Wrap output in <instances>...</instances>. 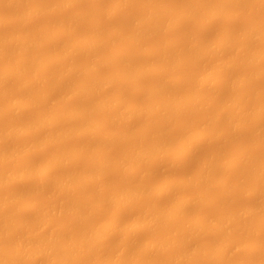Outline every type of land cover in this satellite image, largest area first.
<instances>
[{
    "label": "bare ground",
    "instance_id": "bare-ground-1",
    "mask_svg": "<svg viewBox=\"0 0 264 264\" xmlns=\"http://www.w3.org/2000/svg\"><path fill=\"white\" fill-rule=\"evenodd\" d=\"M35 1L36 3H34V0H0V9L5 10L7 8L11 11L10 15H5L8 13L7 11H5V14L0 12V29L8 25L13 27L15 24L20 23L19 25H21L24 23V27L21 26L20 30H16L17 32L5 34L0 38V60L3 61L0 64V122H5L3 127L0 126V264H111V262L113 264V261H116L115 256L118 260L116 261L117 264H120V262L123 264L122 261H124V264H246L252 260L253 256L258 257L257 264H264V232H261L264 229V224L261 230L256 226L257 218L260 217L259 214L264 215V153H259L264 148L261 146L264 143L260 144L263 140H260L261 142L257 143L259 146L251 151H246L245 148H242L245 151L242 150L241 143H238L240 148L236 147L238 146L236 143L233 153L234 155L238 154L239 163L244 165L247 171H244L245 173L243 172L242 175L237 174L238 177L233 182H231V179L229 180V176L227 178V174L230 173L231 168L236 167L238 164V161L236 162L237 157L235 160L231 159L233 162H227L226 164L220 159L216 161V157L218 154L220 156L221 152L217 153L215 157L214 151V156L210 155L212 152L209 154L210 158L213 157V159L207 160L208 162L205 160L206 163L204 162L200 166L198 173L195 172V176L192 174V179L188 173L185 174L189 176L182 173L185 177H182L181 174L180 178L177 177L175 180L176 177H173L174 180H171L172 177L168 176L170 179L166 177L167 180L158 181L161 182L159 185L155 181L156 179L152 180L151 171L141 173L142 177L140 178H143L141 179L144 182L143 184L141 182H131L127 176L132 171L135 173L138 166L144 162L146 164L150 160L154 162L160 160V158H167L170 155V150L173 149H170V147H173L175 142H181L179 157L182 155L183 160L179 159L182 163L179 162L183 164L186 155L188 158V156L190 157L195 153L197 141L200 140L205 141L204 139L210 137L225 140L226 137L232 138L240 133L236 137H241L242 133H246V130L251 129L255 131L254 134H257L259 139H264L262 138L264 137V86H259L257 81L260 80L258 79L259 76L264 75V69H262V67L264 68L262 63L264 61V47L258 49L259 41H262V39L264 41V19L244 24V28L241 26L243 29L233 27L232 29L231 26L222 27L224 29L220 34H216L218 37L216 36L215 39L212 37V40L207 35V32H210L207 30L211 25L221 18L232 17V15H235L233 12L245 8L246 0H187L184 3V5L187 4L186 6L182 4L184 1L181 3L174 1V6H172V3H170L171 5L166 4L168 6L163 5L164 7L160 5L156 7L155 5L154 8L141 9L142 11L139 12H144V14L140 13L141 16L139 13L136 14L137 16L133 17L134 19L137 18L135 21L133 18L130 20V18L129 21L131 22L129 23L131 24L128 23L129 25L127 24L128 21L125 25L123 22H119L117 17V23L121 27L116 25L117 28L111 29L109 28L113 25L112 20H110L112 25L109 26L107 23L109 20H106V22L104 16L107 19L127 12L126 7H128L127 5L131 0H114L115 2L111 3L110 8V4L106 8L104 7L106 13L101 14L102 16L100 12H95V10L101 9V0H93L95 1L93 5H90L92 4L90 0V2L86 0H45L44 3L42 0L40 2ZM85 1L86 7H84ZM249 2L250 0H247L248 5ZM263 4L264 0H255V8H259ZM77 5L83 7L76 10L75 15L74 12L72 13L71 8ZM92 6L97 9L94 10ZM231 10L234 11L231 12ZM129 12L131 13V11H128V14H130ZM47 13H65L64 21L58 19L56 23L54 22L55 18L50 21L51 23L44 22L46 25H42L43 28L39 26L38 31L32 29L30 21L36 20L40 15ZM96 13L99 14L98 20H95L97 15L93 17V14ZM68 14L71 17H67ZM202 16L207 19V22L205 25L198 27V31L202 33L197 31L198 36H195L199 39L193 35L194 38L190 44L182 42L183 45H181V41H178V39H175L176 42L175 40L168 41V44L173 46L166 44L169 48L185 45L183 51H173V48H168V51L163 52V49L162 51L157 49V51L154 47V50L149 48L151 51L147 49V52L144 49L147 46L146 44L145 47L143 46L144 42L150 41L152 39L150 35L152 34L153 37L156 30L159 31H156V34L163 31L174 32L179 29L182 23L192 22L191 20L195 18L197 20ZM114 17H112L113 20ZM91 18L94 19L90 21ZM87 19H89L90 24ZM84 20L91 29L88 28L89 32L86 30L85 33L88 32L87 34L74 35L75 33H73L71 27L76 26L77 28V25L83 23ZM103 20L106 22L104 26ZM121 23L124 25L123 27ZM101 27H104V30ZM127 27L130 33H127ZM31 30H36L37 33L32 34ZM234 30L241 31L236 32ZM204 32L207 35V37H204L211 38V40L202 37L205 34ZM209 34L211 35V33ZM61 35L66 38V41L65 39L62 40L63 43L58 39V36L61 37ZM103 35L105 37L108 35V38L103 37ZM118 39L128 46L124 43L123 46L125 47L122 48L121 43L119 44L121 41H117L115 43L117 46L114 45V47L118 49L119 44L121 50L115 48L112 50V44ZM46 42H50V45L48 46ZM74 42L77 43L75 46L79 44L77 49L72 45ZM42 44H44L43 47H41ZM235 45L238 46L237 57L234 56L233 61L227 59L228 62H226L225 53L232 51ZM255 45H257V48ZM163 46L165 45L163 44ZM39 47H41V50ZM33 48L37 51H33ZM51 48H53V51L50 50ZM107 48H111L112 55L110 52H108L110 55L107 53ZM83 54H86L87 57ZM222 54L223 56H221ZM76 55H83L86 58L84 59L86 64H84L85 62L82 64L83 61H81L80 64L78 62L76 65L77 62L73 59V57H77ZM141 56H144V58L147 56L148 58L145 61L142 60ZM207 57H211L214 63L211 67L209 66L208 70L205 69V72L201 71L198 74L200 71H197L196 74L198 75L196 76L194 75L195 72H192L191 76L192 74L195 76H192L193 78L189 75V71L185 73V77L189 75L190 78H181L184 77V73L182 75L176 74L177 78L176 75H172L171 70H173V67L176 69L184 63L185 59V62L191 60L199 63ZM87 59H89L88 62ZM138 59L143 62L140 63ZM260 59H262V62H259ZM73 60L74 62H71ZM47 63H54V67L47 66ZM241 65L249 66V68ZM239 66L242 67V70ZM232 67L240 69L236 75H233L234 70ZM57 69H60L61 72L60 70L57 72ZM165 69L168 70L165 71ZM231 71L233 74H231ZM149 75H153L156 82L153 81L154 83H150V86L139 85L140 80ZM256 75L257 77H255ZM161 78L165 79V83H162ZM179 78L182 80L180 81ZM10 79L14 81V90L16 86L18 89L16 91L12 89L11 94L8 93L9 90L4 85ZM133 83L138 88L133 87ZM178 86L181 90L176 91L175 89H178ZM3 87H6L7 93H5L6 90L4 91ZM113 87L117 90V93L113 91ZM225 88H231L232 91ZM109 89L112 91H105ZM204 89L211 90V92L208 91V93ZM257 89L259 90L258 93H256ZM123 90L125 92L127 90V94ZM129 90L134 94L129 95ZM246 93L252 98L247 97ZM259 93L262 95L261 98L258 97L260 100L256 98ZM251 94L256 95L252 96ZM57 95L61 97L59 101H62V103L58 100L57 103H54L51 99L50 104L54 103V106L49 104L50 107L48 108L49 102L47 103V101ZM134 95L138 97V99L136 97L137 102L133 97ZM132 97L135 101L129 100ZM254 97L256 98L255 102ZM59 103L61 104L59 105ZM205 105H211L212 108L210 106V109L215 110L210 113V110L206 112L205 108L209 106ZM43 107L45 110L50 109V111H44ZM21 111H27L29 117H23L24 119L18 117L21 116L19 114ZM185 112L191 113L189 118H201L199 119L201 121L198 120L200 124L196 120L194 121V118L193 121L190 119L186 120L185 124H180V116ZM246 112L254 114L253 118H255L256 125H254L253 120L250 121L251 118L248 119L249 114ZM193 114H196L197 117ZM245 115L248 117L246 118ZM140 117H143V120ZM137 119L142 121L143 124L140 123L142 128L137 124ZM202 119L206 123L202 122ZM116 124L122 126L119 127ZM193 124H195V127ZM114 127L117 128V131L114 130ZM166 127L167 129H165ZM170 128L175 129H172L176 134L175 139L168 134L169 132L172 134ZM179 128L181 130L183 128V130L181 131ZM77 138L84 140L79 141L81 143L77 141L72 145L67 144ZM137 141L141 142L138 143ZM119 142L125 144L124 149L122 148L123 152L113 150ZM111 145L114 148L110 147ZM110 149L114 153L109 151ZM39 150L41 151L39 152ZM35 151L38 153H42V151L51 152V154L54 151V153L46 159H40L41 161L36 162L37 160H33ZM242 152L250 153L245 155ZM242 155L245 157L246 165L240 161L244 158ZM154 158L157 160H154ZM246 158H251V160ZM60 167L64 171L58 169ZM180 168L182 167L180 166ZM54 169L58 170L59 173ZM222 170L224 173L226 171L225 175L223 172V174H218L219 176L215 174L217 171ZM115 171L121 174L122 179L116 185H113L110 184L111 181H107V177ZM123 177H126L125 180ZM186 177L190 178L187 179ZM248 180H251V183L249 182V190L246 193L248 192L247 195L256 197V200H259L257 204L251 206L250 203L251 205L246 207L232 208L226 205L227 202H225L228 208L224 206V199L225 201L231 199V202H233L232 199L236 197L234 187L239 185V187H244ZM199 181L208 185L204 187L205 183L202 184ZM153 182L156 183L153 184ZM196 182L200 183L202 187H199L200 184L197 183L198 187L195 189L194 186H197V184L194 183ZM22 183L23 185L24 183L31 185H26L27 187L18 190L17 185ZM187 183H189L188 186L192 184L194 186H191L193 192L191 190L190 192L186 185L187 188L184 190V192L188 191L186 194L183 193L184 188L180 187H185ZM92 184L95 190L91 187L94 192L88 194L87 188L91 190L89 185ZM156 184L159 187L154 190ZM32 185L33 187L28 188ZM45 188L51 191L49 195L51 197L47 196L46 199L49 200H44L46 202L38 201L41 193L38 194L39 191H49ZM177 188H180L179 191L176 190ZM202 188L204 191H202ZM214 189L221 191L220 198L222 201L218 198L221 202L217 200H215L216 202L214 200L208 201V199H213L210 198L212 196L210 192ZM174 190L178 192L176 199L170 200L169 204H167L168 201L157 203L158 200L156 199L160 195L161 197L165 194L168 195ZM195 190H198V193H194ZM192 193L194 195H191ZM206 194L209 198L206 197ZM30 195L33 198L32 201L30 198V204H27L26 208L34 213L31 214L34 215L31 220L27 215V218L22 216L24 210L21 212V207L24 206L23 203L27 202ZM41 195L43 194L41 193ZM205 205L213 208H224L225 211L206 215L203 211ZM111 207L115 209L113 211L114 215L107 211ZM137 207H141V209L136 210L135 215L132 214V218H124V212L126 213V211L128 212ZM189 208L190 211H192V208L193 211L197 210L198 212L202 208V211L198 214H195V211V215L186 216V211ZM67 213L69 215L67 225H55ZM100 213L104 214L101 215ZM216 215L219 216L218 219ZM97 216L101 220L103 216L107 217L108 222L105 224L103 222L102 224L99 223L100 219ZM19 217L21 220H19ZM110 217L111 219H109ZM174 223L177 226L173 225ZM26 226L29 229L32 227L33 230L23 232L22 229L27 228ZM144 231L149 234L147 236L148 241H143L140 237V234H143ZM24 233L25 236L22 235ZM248 237H252L253 244H250ZM203 238L204 241H202ZM246 239L250 242H247L248 245ZM7 244L9 247H6ZM140 248L143 249L142 252H139ZM176 248H178V251L174 254ZM238 248H242L245 251L244 254L247 253L246 260L245 255L243 256L245 262L238 261L240 258L237 260L238 262L230 263L229 261L233 260L232 251L234 249L238 250ZM110 253L114 254V256L112 255L113 258ZM148 256L149 260L155 256V260L145 261ZM230 257L231 259H229ZM254 264H256V261Z\"/></svg>",
    "mask_w": 264,
    "mask_h": 264
},
{
    "label": "rangeland",
    "instance_id": "rangeland-1",
    "mask_svg": "<svg viewBox=\"0 0 264 264\" xmlns=\"http://www.w3.org/2000/svg\"><path fill=\"white\" fill-rule=\"evenodd\" d=\"M2 1H4V0H2ZM39 2L41 1V0H38ZM48 1H51V0H48ZM47 1V2H48ZM86 1H89V0H86ZM86 1H85V5H84V7H86L87 6V4H86ZM90 1H92V2H90ZM89 2L90 3H92V4H90L89 2H88V4H90V5H93V3L95 2V1H93V0H90ZM100 1V0H99ZM116 1V0H115ZM114 0H101V9L98 11V10H95V9H97V8H94L93 6V8H94V10H95V12L97 11V13L98 12H100V15L102 14H105L106 13V7L109 5V8H110V6H111V3H113V2H115ZM147 1V2H146ZM174 1H178V2H182V1H184L182 4L184 5V3H185V1L187 2V0H131V1H129L128 3H129V5H127L128 7H126V5H125V7H126V10H127V12L125 11V12H123V13H120L119 15H116V17H114V16H111V17H108V18H110V19H105L106 17L104 16V20L106 21V20H109V22H107L108 24H109V26H111L112 24V27H108L109 29H111V28H117L116 27V25H118V23H117V21H118V19H119V22H123V24L125 25V23L127 22V24L129 23V22H131V21H129V19L130 20H132V18L135 16H137L138 15V13H139V15H140V13L142 14H144V12H139L141 9L142 10H144V8H147V7H155V5H156V7L158 6V5H160V6H165L166 4H170V3H172V6H174V4H173V2ZM249 1V0H248ZM39 2H37V3H39ZM42 2L44 3V2H46L45 0H42ZM84 2V1H83ZM136 2V3H135ZM151 2V3H150ZM246 2V6H245V8L243 7L241 10H238V12L236 11V12H233L234 10H231V12H233L235 15H232V17H228V18H221L220 20H217V21H215L212 25H211V27L207 30V31H210V32H207L208 34L207 35H209L208 37H214V39H215V37L217 36L216 34H220V32L225 28V27H229V26H231V28L233 27V28H235V29H237V28H240V29H243L244 28V24H249V22H252V21H255V22H257V20H263L264 19V13H263V11H264V4L263 5H261L259 8H255V0H250V2H249V5L247 4V0L245 1ZM34 3H36V1L34 0ZM78 4L80 3V2H77ZM81 3H82V1H81ZM100 3V2H99ZM140 3V4H139ZM150 3V4H149ZM134 4V5H133ZM178 4V3H177ZM245 4V3H244ZM98 5V4H97ZM96 5V7H98ZM105 5V6H104ZM168 5H166V6H168ZM171 5V4H170ZM180 6H181V4H179ZM187 4H185L184 6H186ZM133 6V7H132ZM163 6V7H164ZM248 6V7H247ZM70 7H72V6H70ZM69 7V8H70ZM75 7V8H74ZM74 7H72L71 9V11H72V13L74 12V14L76 15V13H75V11L76 10H80V8H82L83 6H74ZM91 7V6H90ZM105 7V8H104ZM176 7V6H175ZM179 7V6H178ZM177 7V8H178ZM3 8V7H2ZM4 8H6V6H4ZM99 8V7H98ZM180 8V7H179ZM255 8V9H254ZM87 9H89V7H87ZM92 8H90V10H91ZM150 9H152V8H150ZM105 10V11H104ZM141 10V11H142ZM147 10V9H146ZM5 11H7L6 13L7 14H5ZM92 11V10H91ZM103 11V12H102ZM128 11H131V13L130 14H128ZM0 12L1 13H3V14H5V15H10V13H11V11H9V9L7 10V8L4 10H2V9H0ZM66 12H68V11H66ZM69 12H70V9H69ZM93 13H94V11H92ZM108 12V11H107ZM247 12H249V13H247ZM251 12V13H250ZM78 13V12H77ZM93 14V17L94 16H96L95 17V20H98L97 18H99V14ZM257 13H258V15H257ZM128 14V15H127ZM137 14V15H136ZM242 14V15H241ZM44 15V16H43ZM49 15V16H48ZM101 15V16H102ZM61 16V17H60ZM65 16V13H57V14H42V15H40L39 17H37L36 18V20L34 19L33 21H30L31 22V24H30V26H32L31 28L32 29H36L37 31L39 30L38 28H39V26L40 27H44L46 24L45 23H47V22H50V21H52V20H54L55 18V20H54V22H56V20L58 21V19L60 20V19H63V17ZM67 17H71V15H66ZM127 16V17H126ZM141 16V15H140ZM143 16V15H142ZM48 17V19L46 20V18ZM51 17V18H50ZM67 17H65V18H67ZM112 17H114L115 19L113 20V18ZM118 17V19H116ZM237 17V18H236ZM247 17V18H246ZM141 18V17H140ZM244 18V19H243ZM92 19H94V18H91L90 19V21L92 20ZM102 19V18H101ZM128 19V20H127ZM134 19V18H133ZM137 19V18H136ZM136 19H134V21L136 20ZM203 19H205L203 16L200 18L199 17V19L197 18V20H196V18L195 19H193V20H191L192 22H184V23H182V25H180V27H179V29H177V30H175L174 32L173 31H163V32H161V33H158V34H156L155 32L157 31H153L154 33H153V37H152V34L150 35L151 36V38L152 39H150V41L147 43H145L144 42V44H143V46L145 47V44L147 45L144 49L148 52V50L149 51H151L150 49H152V50H154V47H155V49L157 50H160L161 49V51H162V49L164 50L163 52H165V51H168V48H169V46H167L166 44H168V41H174L175 39H178V41H181V45H183V43L182 42H184L185 44H186V42L188 43V44H190V43H192V40H193V38L194 37H196L195 35H197L198 36V33H197V31H198V27H201V26H203V25H205L206 24V22H207V19H205V20H203ZM86 20V19H85ZM85 20L83 21V23H79V25H77V28H76V26L73 28V27H71L72 29V31H73V33H75L74 35H81V34H84L85 32H86V30L89 32V30H88V28H90V26H89V24H90V22H89V19H87V21L89 22V24L87 23L86 24V22H85ZM103 20V21H104ZM110 20H112V24L110 23ZM122 20V21H121ZM42 21H43V23H42ZM62 21H64V19L62 20ZM104 21V24H103V26L105 25V22ZM114 21V22H113ZM202 21V22H201ZM19 22H24V21H19ZM45 22V23H44ZM60 22V21H59ZM58 22V23H59ZM102 22V21H101ZM235 22V23H234ZM51 23V22H50ZM57 23V22H56ZM61 23V22H60ZM63 23V22H62ZM196 23V24H195ZM216 23H219V24H216ZM20 24V23H19ZM19 24H15V26H10V25H8V26H6V27H3L2 29H0V38H2V36L3 35H5V34H9V33H14V32H17L18 30H20V28H21V26H23L24 27V23L23 24H21V25H19ZM78 24V23H77ZM122 24V23H121ZM122 24V27L124 26ZM126 24V26H128L129 24H131V23H129L128 25ZM242 24V25H241ZM42 25H44V26H42ZM48 25V24H47ZM84 25V26H83ZM188 25V26H187ZM194 25V26H193ZM244 25V26H243ZM19 26V27H18ZM86 26V27H85ZM107 26V25H106ZM120 25H118V27H119ZM186 26V27H185ZM241 26L243 27V28H241ZM248 26V25H247ZM9 27H11V28H9ZM23 27H22V29H23ZM85 27V28H84ZM121 27V26H120ZM129 27H131V26H129ZM222 27H224V28H222ZM16 28V29H15ZM102 29L104 28V27H101ZM108 28H105L106 30L108 29ZM189 28V29H188ZM214 28V29H213ZM232 28V29H233ZM21 29V30H22ZM79 29V30H78ZM85 29V30H84ZM91 29V28H90ZM102 29H101V31H102ZM108 29V30H109ZM127 29V31H128V27L126 28ZM125 29V30H126ZM131 30H132V28H130ZM199 29H201V28H199ZM221 29V30H220ZM17 30V31H16ZM36 30L34 31H32V34H34L35 32H36ZM104 30V29H103ZM105 30V31H106ZM203 30V29H202ZM82 31V32H81ZM105 31H103V32H105ZM191 31V32H190ZM234 31H236V30H234ZM238 31H241V30H238ZM238 31H236V32H238ZM20 32H22V31H20ZM87 32V33H88ZM102 32V33H103ZM157 32H159V31H157ZM198 32H200V33H202L201 31H198ZM2 33V34H1ZM19 33V32H18ZM17 33V34H18ZM37 33V32H36ZM87 33H85V34H87ZM106 33H108L107 31H106ZM127 33H130L129 31L127 32ZM168 33V34H167ZM190 33V35H188ZM197 33V34H196ZM199 33V34H200ZM205 33V32H204ZM209 33H211V35L209 34ZM215 33V34H214ZM12 34H10V35H12ZM20 34V33H19ZM104 35H106L105 33H104ZM103 35V37H105ZM157 35V36H156ZM167 35V36H166ZM177 35V36H176ZM179 35V36H178ZM193 35H194V37H193ZM202 35V34H201ZM200 35V36H201ZM207 35H206V33L202 36L204 39H207V38H205V37H207ZM108 36V35H107ZM106 36V37H107ZM166 36V37H165ZM205 36V37H204ZM59 37V38H58ZM57 38L58 39H60L59 41L61 42L62 40H64L65 39V41H66V38L65 37H63L62 35H61V37L60 36H58ZM105 37V38H106ZM218 37V36H217ZM108 38V37H107ZM157 38V39H156ZM182 38V39H181ZM197 39H199L198 37H196ZM211 38L209 39V40H211ZM207 39V40H208ZM57 40V39H56ZM154 40V41H153ZM196 40V39H195ZM212 40H213V38H212ZM58 41V40H57ZM119 42V41H121V42H119V44L121 43V47L123 48V47H125V46H123V44L125 43H123L122 42V40H120V39H118V40H116L113 44H112V50H114V45H115V43L116 42ZM64 41H62V43H63ZM162 42V43H161ZM175 42H176V40H175ZM260 43H259V48L258 49H262L263 47H264V41H263V39H262V41H259ZM48 43V46L50 45V42H46V44ZM45 44V45H46ZM119 44H118V49H119ZM163 44L165 45V46H163ZM180 44H178L179 46H180ZM187 44V45H188ZM256 44V43H255ZM43 45L44 44H42V46L41 47H43ZM76 49H77V47L79 46V44H78V46H75V45H77V43L76 42H74V44H72ZM125 45H127L126 43H125ZM168 45H171V44H168ZM262 45V46H261ZM115 46H117V44L115 45ZM128 46V45H127ZM153 46V47H152ZM160 48H159V47ZM171 46H173V45H171ZM256 46V48H257V45H255ZM41 47H39L40 48V50H41ZM108 48L110 47V46H107ZM152 47V48H151ZM176 47V46H175ZM183 47H185V45L183 46ZM183 47H176V48H174V47H170L169 49H172L173 51L174 50H176V51H183L184 49H183ZM237 47L238 46H236L235 45V47H233L231 50L232 51H228L229 53H225V56H224V58H226L225 59V61L227 60V59H229V61H231V59H232V61H233V58H234V56L235 57H237L236 55H237V52H238V50H237ZM260 47H262V48H260ZM35 48H37V47H35ZM105 48V47H104ZM106 49L107 50V53L108 52H112V50H111V48L110 49ZM150 48V49H149ZM115 49H117V48H115ZM117 49V50H118ZM148 49V50H147ZM179 49H181V50H179ZM33 51H37V50H34V48L32 49ZM42 50H45V49H42ZM51 51H53V48H51L50 49ZM50 50H48V51H50ZM103 50V49H102ZM110 50V51H109ZM119 50H121V49H119ZM155 50V51H156ZM157 50V51H158ZM172 50H169V51H172ZM38 51H39V49H38ZM116 51V50H115ZM103 52V51H102ZM114 52V51H113ZM224 52H226V51H224ZM224 52H222L223 54H224ZM33 53H35V52H33ZM116 53V52H115ZM235 53V54H234ZM104 54V53H103ZM109 54V53H108ZM107 54V55H108ZM223 54L221 55V56H223ZM84 55V54H83ZM83 55H79V56H77V57H73V59L75 60V62H77V63H75L76 65L78 64V62H79V64H80V62L81 61H83L82 62V64L85 62L84 61V59H86L85 57H83ZM110 55V54H109ZM111 55H112V53H111ZM84 56H86V54L84 55ZM228 56V57H227ZM231 56V57H230ZM78 57H80V58H78ZM87 57V56H86ZM90 56L88 55V58H89ZM142 57V56H141ZM144 58V56L142 57V60H147V56H145V58ZM209 58V59H208ZM79 59V60H78ZM91 59V58H90ZM141 59V58H140ZM190 59V58H189ZM72 60V59H71ZM74 60L73 61H71V62H74ZM88 60L89 59H87L86 61L88 62ZM141 60V62L139 61V59H138V61L140 62V63H142L143 61ZM186 60V59H185ZM185 60H184V63H182V64H180V66H178V67H176V69H174V67H173V70H171L172 71V75L174 74V75H178V74H183L184 75V77H181V78H190V76H191V73L192 72H195V76L196 75H198V74H200L201 73V71H204L205 69L206 70H208L210 67H211V65H212V63H214L213 62V59L211 58V57H207V58H204L202 61L201 60H199V61H201V62H192L191 60H188V61H191V62H188V61H186L185 62ZM119 61V60H118ZM144 61V62H145ZM210 61V62H209ZM2 60H0V64H2ZM226 62H228V61H226ZM259 62H262V59H260V61ZM209 63V64H208ZM258 63V62H257ZM256 63V64H257ZM263 64H264V61L262 62ZM48 64V63H47ZM81 64V65H82ZM84 64H86V62L84 63ZM258 64H260V63H258ZM258 64H257V66H258ZM54 65V63L53 64H48L47 66H52V67H54L53 66ZM192 66V67H191ZM210 66V67H209ZM242 67H244L245 65H241ZM241 66H239V68H241V70H242V67ZM260 66H262V65H260ZM264 66V65H263ZM187 67V68H186ZM205 67V68H204ZM246 68H249V66L247 67V66H245ZM250 67H253V66H250ZM55 68H57L56 66H55ZM103 68V67H102ZM105 68H107V67H105ZM109 68V67H108ZM172 68V67H171ZM197 68V69H196ZM239 68H237L236 67V69H235V67H232V69L234 70L233 71V73H232V71H231V74H233V75H236V73H238V70H240ZM255 68V67H254ZM202 69V70H201ZM225 69V68H224ZM223 69V70H224ZM229 70L231 69V68H228ZM243 69H245V68H243ZM256 69H258L257 67H256ZM260 69H261V67H260ZM262 69H264L263 67H262ZM58 70V71H57ZM56 71L57 72H59V70L60 69H57ZM101 70H103V69H101ZM106 70V69H105ZM168 69H165V71H167ZM169 70V71H170ZM182 70V71H181ZM223 70H222V72H223ZM170 71V72H171ZM188 71H189V77L186 75V77H185V73H188ZM199 72L198 74H196V72ZM226 71H228V70H226ZM246 71V70H245ZM248 71V70H247ZM60 72H61V70H60ZM179 72V73H178ZM205 72V71H204ZM101 73H103V72H101ZM106 73V72H105ZM104 73V74H105ZM225 73H227V72H225ZM228 73H230V72H228ZM60 74V73H59ZM171 75V76H172ZM177 75H176V78H177ZM192 76H193V74H192ZM191 76V77H192ZM195 76H193V77H195ZM153 75H149V76H145L142 80L144 81H142V80H140L141 81V83H139V85L140 84H142V85H146V86H150V83H152L153 81L154 82H156V78L154 77ZM192 77V78H193ZM255 77H257V75L255 76ZM259 77H261V78H259ZM258 77V79H260V80H257L258 81V85L259 86H264V75L262 74V76H259ZM173 78H175V77H173ZM172 78V79H173ZM181 78H179L180 79V81L182 80ZM263 78V79H262ZM162 80H163V78H161ZM160 79V80H161ZM168 80H170V79H168ZM177 80V79H176ZM256 80V79H255ZM146 81V82H145ZM165 81V79L163 80V82L162 83H165L164 82ZM171 81V80H170ZM177 81H179V80H177ZM256 81V82H257ZM135 82V81H134ZM138 82V81H137ZM153 82V83H154ZM166 82H167V80H166ZM169 82V81H168ZM172 82V81H171ZM136 83V82H135ZM254 83H255V81H254ZM134 84V83H133ZM149 84V85H148ZM167 84V83H166ZM169 84H170V82H169ZM172 84V83H171ZM257 84V83H256ZM4 85L7 87H3L4 88V91L7 89V90H9V92L8 93H10L11 94V92L10 91H13L14 90V81L12 80V79H10L9 80V82H5L4 83ZM3 85V86H4ZM141 85V86H142ZM141 86H139V87H141ZM133 87H136L135 86V84H134V86ZM179 87V86H178ZM6 88V89H5ZM114 88V87H113ZM112 88V89H113ZM136 88H138V87H136ZM136 88H134V89H136ZM258 88V87H257ZM13 89V90H12ZM16 89H17V86H16ZM16 89L14 90V91H16ZM131 89V88H130ZM134 89H132V90H134ZM175 89V88H174ZM179 89H180V87L178 88V89H175L176 91H179ZM208 89H211V88H208ZM208 89H204L205 91H210L211 92V90H208ZM226 90H231V88H225ZM259 90H261L262 91V89H260V88H258ZM257 89V92L256 93H258L259 92V90ZM7 90L5 91V93H7ZM18 90V89H17ZM111 89H109V90H105V91H110ZM127 90H128V87H127ZM126 90V92L123 90V92H125L126 94H127V91ZM181 90V89H180ZM112 91V90H111ZM113 91H116L115 93H117V90L114 88V90ZM222 91H224V89H222ZM232 91V90H231ZM129 92H130V90H129ZM225 92H227V91H225ZM224 92V93H225ZM253 92V91H252ZM12 93H14V92H12ZM109 93V92H108ZM112 93V92H111ZM131 93H133V92H130L129 93V95L131 94ZM209 93V92H208ZM223 93V95L224 96H226L225 94ZM227 93H232V92H227ZM248 93V92H247ZM247 93H246V95H247ZM254 93V92H253ZM15 94V93H14ZM106 94H107V92H106ZM114 94V93H113ZM112 94V95H113ZM134 94V93H133ZM229 94V95H230ZM259 94H260V96H259ZM257 96H256V98H258V97H260L261 98V93H259ZM7 96H8V94H6ZM110 95V94H109ZM252 95V94H251ZM253 95H256V94H253ZM252 95V96H253ZM10 96V95H9ZM12 96V95H11ZM227 96H228V94H227ZM244 96H245V92H244ZM249 95H247V97H248ZM133 97H135V95L133 96ZM132 97V99L131 98H129V100H134V98ZM137 97V96H136ZM136 97H135V100H136ZM249 97H251V96H249ZM59 98L61 99V97H59V95H57V96H54V98H50L48 101H47V103H48V105L50 104V102H51V99H52V102L54 101V103L56 102H58L59 101ZM252 98V97H251ZM256 98L254 97V102L256 101ZM260 98H258L259 100H260ZM137 99H138V97H137ZM58 100V101H57ZM134 100V101H135ZM144 101H146V100H144ZM59 102H61L62 103V101H59ZM131 102H133V101H131ZM136 102H137V100H136ZM54 103H51L53 106H54ZM61 103H59V105L61 104ZM46 104V103H45ZM50 104V105H51ZM41 106H42V103L40 104ZM47 105V104H46ZM47 105V106H48ZM50 105L48 106V108L50 107ZM58 105V104H57ZM43 106H45L44 104H43ZM205 106H209V105H205ZM204 106V107H205ZM211 106V105H210ZM210 106L207 108H205V111L206 112H208L209 110V113L211 112V111H214L215 109H213V110H211L210 109ZM41 108V107H40ZM48 108L45 110L44 109V107H43V109H44V111H50V109L48 110ZM211 108H212V106H211ZM54 109V108H53ZM42 110V109H41ZM55 111V110H54ZM27 112V111H26ZM25 111H21L19 114L21 115V116H18V117H29L28 115V113H26ZM252 112V111H251ZM250 112V114H249V112H246V113H248L247 115L249 116V118L248 119H250V121L251 120H253V123H254V125H256L255 123L256 122H254V119L255 118H253V115L254 114H252ZM254 112V111H253ZM24 113V114H23ZM184 114V115H183ZM191 114V113H190ZM189 114V112H185V113H182L181 114V116H180V124H185L184 122L186 121V120H190V119H192V121H193V118L191 117V118H189V116H191ZM23 115V116H22ZM193 115H195L196 116V114H193ZM192 115V116H193ZM247 115H245L246 116V118L248 117ZM31 116H34V115H31ZM30 116V117H31ZM154 116V115H153ZM197 117V116H196ZM22 118H20V119H22ZM33 119H34V117H32ZM141 118V120H143V117H140ZM155 118H156V116L154 117V120H155ZM183 118V119H182ZM188 118V119H187ZM253 118V119H252ZM24 119V118H23ZM22 119V120H23ZM28 119V118H27ZM199 119H201V118H194V121L196 120L197 122H199V121H201V120H199ZM204 119V118H203ZM202 119V122H204L205 120H203ZM247 119V120H248ZM30 120H32V119H30ZM138 120H140V119H137L136 120V122H137V124H139L140 125V123L142 122V121H138ZM199 120V121H198ZM208 120V119H207ZM256 121V120H255ZM264 121V120H263ZM220 122H221V120H220ZM252 122V121H251ZM250 122V123H251ZM3 123V124H2ZM7 123V122H6ZM193 123H196V122H193ZM204 123H206V122H204ZM209 123V122H208ZM263 123V122H262ZM5 124V122L4 121H1L0 122V126H2L3 127V125ZM135 124V123H134ZM143 123H141V125H142ZM180 124H179V126H180ZM199 124H200V122H199ZM264 124V123H263ZM116 125H119V124H116ZM116 125H114V126H116ZM121 125V124H120ZM120 125H119V127H120ZM141 125H140V127H141ZM195 124H193V126H194ZM253 125V124H252ZM6 126V125H5ZM122 126V125H121ZM197 126H199L198 124H197ZM209 126V125H208ZM210 126H211V124H210ZM111 127H113V126H111ZM110 127V128H111ZM136 128L138 127V126H135ZM140 127H138V128H140ZM175 127H177V126H175ZM183 127V126H182ZM195 127V126H194ZM116 127H114V130H116L117 131V128L115 129ZM142 128V127H141ZM0 129H1V127H0ZM108 129H109V127H108ZM165 129H167V127L165 128ZM171 129V128H170ZM172 129H174V128H172ZM171 129V131H172V134L169 132H167L169 135H172V138L173 139H175L174 137H176V134H175V131L173 132V130ZM176 129H178V128H176ZM180 130H181V128H179ZM195 129V128H194ZM111 130V129H110ZM119 130V129H118ZM175 130V129H174ZM182 130H183V128H182ZM181 130V131H182ZM112 131V130H111ZM120 131V130H119ZM179 131V130H178ZM248 131V132H247ZM244 132V131H243ZM177 133V132H176ZM255 133V131L254 130H246V133L244 132V133H242V135H241V137H236V136H239L240 134H238V135H236V136H233L232 138H229V137H226V139L227 138H229V139H225V140H219V139H216V138H207V139H204L205 141H203V140H200V141H197V144H196V149L197 150H195V153H193L192 154V156H188V158H187V155L185 156V154H183L185 157H186V159H185V157H184V162H183V164H181L182 163V161H180L181 159H182V155L179 157V150H180V145H181V142H179V143H177V142H175V145L173 146V147H170V149H172V150H170V155L169 156H167V158L165 157V158H163V159H161L160 158V160L158 159V161H152L151 162V160L149 161V162H146V164H145V162L144 163H142L140 166H138V169H136L137 171L135 172V173H133L134 171H132L129 175H127L128 176V180H130L131 182H141L142 184L144 183V182H142L141 181V179H143V178H140V177H142V174L141 173H145V172H148V171H151L150 172V174H152L153 175V178H152V180L153 179H156L155 181L156 182H158V181H164V180H167L166 179V177H168V176H170V177H172L171 178V180L173 179V177L175 178V180L177 179V177H181L180 175L182 174V173H188L189 175H191V179H192V177H193V175L192 174H194V176H195V172L196 173H198L197 171L201 168L200 166H202V164H204V162L206 163V161L208 160H211V158L213 159V157H211L210 158V155L211 156H214V152H215V157H216V154L217 153H220L221 152V155L219 156V154H218V156H219V158H218V156L216 157V161H217V159L219 160H221V161H224V162H226V164H227V162H233V160H235V158L237 157V160H236V162L238 161V164H240L239 163V159H238V154L235 156L234 155V151H233V149H235L236 147H239V144L238 143H241L242 145H241V149L242 148H245V150L246 151H251L253 148L255 149L257 146H259L258 144H259V141L260 140H263L260 144H262V143H264V139H259V136L257 135V134H254ZM181 134V133H180ZM244 134V135H243ZM234 137H236L235 139H234ZM75 138V137H74ZM262 138H264V137H262ZM177 139V138H176ZM237 139H238V141H237ZM70 140V139H69ZM81 140H84V139H75V140H71V141H67L68 143L67 144H73V143H76L77 141L79 142V141H81ZM178 140V139H177ZM208 140H209V142H208ZM212 141V142H211ZM251 141V142H250ZM254 141V142H253ZM258 141V142H257ZM138 142V141H137ZM137 142H136V144H137ZM139 142H141V141H139ZM138 142V143H139ZM227 144H226V143ZM10 143V142H9ZM12 143V142H11ZM79 143H81V142H79ZM201 143V144H200ZM224 143H225V145H224ZM236 143H237V145L238 146H236ZM251 143V144H250ZM258 143V144H257ZM118 145H116L115 146V148L111 145L110 147H112V148H114L113 150H117V151H122V148L124 149V147H125V144L123 145L122 144V142H121V144H120V142L119 143H117ZM141 144V143H140ZM174 144V143H173ZM229 144V145H228ZM177 145V146H176ZM214 145V146H213ZM217 145V146H216ZM255 145V146H254ZM120 148H119V147ZM212 146V147H211ZM236 146V147H235ZM244 146V147H243ZM262 147H264V144H262L261 145ZM205 147V148H204ZM261 147V148H262ZM240 148V147H239ZM263 149V151H261V152H259L260 154L261 153H264V148H262ZM43 150V149H42ZM112 149H110L109 151H113ZM178 150V151H177ZM229 150V151H228ZM242 150H244V149H242ZM241 150V151H242ZM244 150V151H245ZM37 151V150H36ZM35 151V152H36ZM41 150H39V152H40ZM46 151V150H45ZM52 151V150H51ZM171 151H172V153H171ZM214 151V152H213ZM223 151V152H222ZM116 152V151H115ZM123 152V151H122ZM197 152V153H196ZM212 152V153H211ZM228 152V153H227ZM37 153V154H36ZM35 153V155H33V160H37L36 162H38L40 159H43L44 160V158L46 159L48 156H51V155H53V153H54V151H53V153L51 154V152H43L42 151V153H38V152H36ZM113 153H114V151H113ZM211 153V154H210ZM243 153V152H242ZM245 153V155H247L248 153H250V152H244ZM243 153V154H244ZM31 154H33V153H31ZM120 154V153H119ZM171 154H172V156H171ZM210 154V155H209ZM42 155V156H41ZM174 155V156H173ZM263 155V154H262ZM36 156V157H35ZM196 156V157H195ZM30 157H31V155H30ZM215 157H214V159H215ZM242 157H244L243 155H242ZM32 159V158H31ZM178 159V160H177ZM180 159V160H179ZM196 159V160H195ZM225 159V160H224ZM231 159H233V160H231ZM242 159V158H241ZM247 160H251V158H246ZM33 160H32V162H33ZM153 160V159H152ZM154 160H157V159H155L154 158ZM167 160V161H166ZM183 160V159H182ZM206 160V161H205ZM244 160V161H243ZM41 161V160H40ZM181 163H180V162ZM185 161H187V162H185ZM207 161V162H208ZM221 161H219V162H221ZM240 161H242L245 165H246V160H245V157L242 159V160H240ZM218 162V163H219ZM249 162V161H248ZM35 163V162H34ZM82 163V162H81ZM149 163V164H148ZM162 165H160V164ZM185 163V164H184ZM222 163V162H221ZM152 164V165H151ZM230 164V163H229ZM237 164V165H238ZM84 165H85V162H84ZM83 165V166H84ZM151 165V166H150ZM187 165V166H186ZM225 165V164H224ZM236 165V167H234V168H231L230 170V173L229 174H227V178H229V180L231 179V182H233L235 179H236V177H238V175H242V173L245 171H247L246 169V167L244 166V165H239V166H237ZM142 166V167H141ZM147 166V167H146ZM156 166V167H155ZM180 166L182 167V168H180ZM145 167V168H144ZM153 167V168H152ZM199 167V168H198ZM248 167V166H247ZM64 169L66 168V166L65 167H63ZM61 169V167L60 168H58V169H61V170H63L64 171V169ZM86 168V167H85ZM157 168V169H156ZM238 169V171H237V169ZM57 169V168H56ZM56 169H54V171L56 170ZM145 169V170H144ZM163 169V170H162ZM185 169V170H184ZM190 169V170H189ZM143 170V171H142ZM172 170V171H171ZM182 170H184V171H182ZM192 170V171H191ZM243 170V171H242ZM58 170H56V172H57ZM62 171V172H63ZM154 171V172H153ZM164 171V172H163ZM174 171V172H173ZM177 171V172H176ZM201 171V170H200ZM242 171V172H241ZM219 172V173H218ZM223 172V170L222 171H217L215 174L217 175V176H219L218 174H223L222 173ZM229 172V171H228ZM236 172V173H235ZM240 172V173H239ZM244 172V173H245ZM57 173H59V172H57ZM137 173V174H136ZM155 173V174H154ZM179 173V174H178ZM225 173H226V171H225ZM225 173H224V175H225ZM149 174V173H148ZM166 174V175H165ZM171 174V175H170ZM184 174H182L183 176L182 177H185V175ZM187 174V175H188ZM238 174V175H237ZM119 175V176H118ZM159 175V176H158ZM164 175V176H163ZM186 175V176H187ZM188 175V176H189ZM197 175V174H196ZM224 175H221V176H223V177H226V176H224ZM108 176V175H107ZM113 176V178L111 179V177ZM126 176V175H125ZM126 176V177H127ZM133 176V177H132ZM150 176V175H149ZM229 176V177H228ZM119 177V178H118ZM126 177H123L124 178V180H125V178ZM116 180H115V179ZM165 178V179H164ZM169 178V177H168ZM178 178V179H179ZM187 178V177H186ZM188 178H190V177H188ZM187 178V179H188ZM219 178V177H218ZM121 179H122V177H121V174L118 172V171H115L114 173H111V174H109V176L107 177V181L108 182H110L111 181V183L110 184H113V185H116L118 182H120L121 181ZM134 179V180H133ZM151 179V178H150ZM163 179V180H162ZM170 179V178H169ZM174 180V179H173ZM154 181V180H153ZM190 181V180H189ZM204 181V180H203ZM251 180H248L247 182H246V184H245V182H244V187L243 186H241V187H237V186H235L234 187V190H236V191H234V193H235V198H233L232 199V201L233 202H231V199H228V200H226L225 201V199H224V206H226V205H229V207H232V208H239V207H246V206H248V205H251V206H253V204H257V201H259L258 199L256 200V197H254V196H250V195H247V193H246V191H248L249 189H248V187H249V185H250V182ZM128 182V181H127ZM155 182V183H156ZM192 182V181H191ZM200 183H202V184H204L205 182H202V181H199ZM208 182V181H207ZM250 182V183H249ZM30 183H32V182H30ZM130 183V182H129ZM154 182H153V184H155ZM159 183V182H158ZM161 183V182H160ZM160 183H159V185H160ZM190 183V182H189ZM189 183H187V184H185V187H180V188H184L183 189V193H186V192H188V191H190L192 188H191V186H194V184H197L198 182H196V183H194V184H192V185H190V186H188V184ZM193 183V182H192ZM200 183H198V184H200ZM139 184V183H138ZM142 184H139V185H142ZM152 184V183H151ZM150 184V185H151ZM198 184H197V186H194L195 187V189H196V187H198ZM26 185H31V184H29V183H24V185H23V183L22 184H20V185H17V188H18V190H20L22 187L23 188H25V186ZM137 184L135 183V186H136ZM186 185L188 186V188L186 187ZM206 185H208V184H206L205 183V185H204V187H206ZM88 186V185H87ZM87 186H86V188H87ZM154 186H155V188H154ZM154 186H152V188H154V190H156L157 189V187H159L157 184L156 185H154ZM27 187V186H26ZM30 187H33V185L32 186H28V188H30ZM91 187H93L94 188V190H95V187L93 186V184L92 185H89V189H91V190H88V188H87V192H89L88 194H93V193H90V192H94V191H92L93 189L91 188ZM190 187V188H189ZM199 187H202L201 186V184H200V186ZM209 187V186H208ZM85 188V189H86ZM151 187L149 186V189H150ZM180 188H177L176 190L177 191H179L178 189H180ZM185 188H187L188 189V191H186V192H184V190H185ZM242 188V189H241ZM46 189V188H45ZM49 189H50V187H49ZM49 189H46V190H49ZM52 189V188H51ZM186 189V190H187ZM200 189V188H199ZM240 189V190H239ZM247 189V190H246ZM42 190V189H41ZM44 190V189H43ZM152 190V189H151ZM176 190H174V191H172V193L170 192L168 195H162V197H161V195L159 196V198H157L156 200H158L157 201V203L160 201V202H162L163 201V203H164V201H168V203L167 204H169V202H170V200H172L173 201V199H176L177 197V191ZM205 190H206V188H205ZM242 190V191H241ZM45 191V190H44ZM44 191H39L38 192V194L41 192L43 195H41V193L39 194V197H38V201H44V200H49V199H46L47 198V196L49 197V195L51 194V191L49 190V191H45V193H44ZM85 191V190H84ZM176 191V192H175ZM192 191V190H191ZM190 191V192H191ZM202 191H204L203 190V188H202ZM218 191V192H217ZM52 192H54V191H52ZM193 192V191H192ZM200 192H201V190H200ZM180 193V192H179ZM181 193H182V191H181ZM180 193V194H181ZM194 193H198V190H195V192ZM210 193H212L211 195L212 196H210V198H213V199H208V201L210 200H217L218 202H221L222 201V199L220 198L221 197V191L219 192V190H216V189H214V190H212ZM53 194V193H52ZM84 194H85V192H84ZM187 194V193H186ZM37 195V194H36ZM35 195V196H36ZM184 195V194H183ZM190 195V194H189ZM191 195H194L193 193L191 194ZM208 195H209V193H208ZM207 194H206V197L208 196ZM34 196V197H35ZM86 196V195H85ZM89 196V195H88ZM215 196H216V198H215ZM51 197V196H50ZM49 197V198H50ZM190 197V196H189ZM29 198V199H28ZM28 200H27V202L24 204L23 203V207H21V212L23 213L22 214V216L24 217V218H27V217H30V220L32 219V216H34V215H31V214H34L33 212H32V210L31 211H29L26 207L28 206L27 204H30V198H31V201H32V198H33V196L31 197V195H30V197L28 196ZM164 198V199H163ZM207 198H209V197H207ZM218 198H220V200L218 199ZM223 198V197H222ZM243 198V199H242ZM35 199H37V198H35ZM160 199V200H159ZM245 199V200H244ZM26 200V199H25ZM254 200V201H253ZM171 201V202H172ZM44 202H46V201H44ZM216 202V201H215ZM225 202H227V204L225 205ZM254 202H256V203H254ZM43 203V202H42ZM222 203V204H223ZM251 203V204H250ZM22 204V203H21ZM206 206H208V207H206ZM206 207V208H205ZM205 207L203 206V211L205 212V214L207 215V214H210V213H214V212H216V214L218 213V212H222V211H225L224 210V208H218V207H216V208H213V207H210L209 205H205ZM227 208H228V206H226ZM23 208V209H22ZM111 208H112V211H111ZM111 208H108L107 209V211H110L109 213H113V215H114V210L115 209H113V207H111ZM140 209H141V207H139ZM138 207L136 208V209H134L133 208V210L131 209L130 211H126V213L124 212V218H129L130 219V217L132 218V214L133 215H135L134 213H135V211L136 210H138L139 209ZM27 211H26V210ZM110 209V210H109ZM229 209H231V208H229ZM240 209H242V208H240ZM191 210L192 211H190V208L188 209V211H186V216H190V215H195V214H198V213H200V211H202V208H201V210L198 212L197 210H195L196 211V213L194 214V212L195 211H193V209L191 208ZM210 210V211H209ZM233 210V209H232ZM237 210V209H236ZM139 212V211H138ZM190 212V213H189ZM18 213H20V212H18ZM17 213V214H18ZM25 213V214H24ZM29 213V214H28ZM108 213V212H107ZM108 213V214H109ZM202 213V212H201ZM223 213V212H222ZM21 214V213H20ZM101 214V213H100ZM100 214H98V215H100ZM104 214V213H103ZM103 214H101V215H103ZM106 214V213H105ZM110 214V215H111ZM130 214V215H129ZM137 214V213H136ZM185 214V213H184ZM262 214V213H261ZM19 215V214H18ZM26 215H27V217H26ZM66 216L64 217V218H62V219H60V220H58L57 222H56V224L55 225H57V226H62V225H67L66 223L68 222V218H69V215H68V213L67 214H65ZM101 215H100V217H101ZM107 215V214H106ZM105 215V216H106ZM110 215H108V216H110ZM21 216V218L23 219V217ZM105 216H103L102 218V220H101V218L99 217V216H97V217H99V219H100V222L99 223H101L102 224V222L105 224L106 222H108V219H107V217H105ZM122 216H123V214H122ZM185 216V215H184ZM259 218H257V223H256V226H258V228L261 230V229H263V227H262V225L264 224V215H260L259 214ZM105 217V218H104ZM216 217H217V219H218V217L219 216H217L216 215ZM20 218V217H19ZM21 218L19 219V220H21ZM124 218H122L123 219V221H125L124 220ZM109 219H111V217L109 218ZM121 219V220H122ZM24 220V219H23ZM27 220V219H26ZM57 220V219H56ZM97 220H98V218H97ZM104 220V221H103ZM256 220V219H255ZM29 221V220H28ZM63 221V222H62ZM128 221V220H127ZM173 225H175V223L173 224ZM175 226H177V224L175 225ZM24 227V226H23ZM22 227V228H23ZM27 228H23L22 229V231L23 232H27V230L29 231L30 229L31 230H33L32 229V227H30V229H29V227L28 226H26ZM21 231V232H22ZM18 232V231H17ZM20 232V231H19ZM22 232V233H23ZM145 232V233H144ZM144 232H142L143 234H140V237H141V239H143V241L145 240H147L148 241V239H147V236L149 235L148 233H146V231H144ZM262 233L264 232V229H263V231H261ZM29 234L31 233V232H28ZM27 233V234H28ZM20 234V233H19ZM21 235V234H20ZM22 235H24L25 236V233L24 234H22ZM115 238V237H114ZM149 238V237H148ZM247 239L251 242H249V241H247ZM246 239V244H247V242H249L250 244H253V240H252V237H248ZM252 240V241H251ZM255 240V239H254ZM113 241V240H112ZM114 241H115V239H114ZM200 241H201V239H200ZM199 241V242H200ZM202 241H204V238H203V240ZM255 242V241H254ZM116 243H117V240H116ZM143 243V242H142ZM145 243V242H144ZM5 244V243H4ZM8 245V244H7ZM248 245V244H247ZM250 246V245H249ZM6 247H9V245L8 246H6ZM142 248H140V250H139V252H142ZM235 250V249H234ZM233 250V251H234ZM237 250V249H236ZM235 250V253L232 251V258H233V260L231 261H229L230 263H236V262H238V261H241V262H245L243 259H244V255H245V260H246V257H247V253L246 254H244V252L245 251H243V249L242 248H238V250L236 251ZM178 251V248H176V249H174V254H175V252H177ZM110 255H111V257L113 258V256H114V254L113 253H110ZM113 255V256H112ZM153 256V255H152ZM152 256H151V258H152ZM145 257H147V256H145ZM144 257V258H145ZM155 257V256H154ZM153 257V259L155 260V258ZM250 257V256H249ZM248 257V258H249ZM252 257V256H251ZM256 257V256H255ZM254 256L251 258L252 260H250V261H248V263H246V264H254V262L256 261V264H257V262H258V257H256L255 258ZM117 257L115 256L114 257V259L116 260V261H118L117 259H116ZM143 258V259H144ZM237 258V259H236ZM241 258V259H240ZM109 259H110V257H109ZM113 259V260H114ZM153 259H150V260H153ZM229 259H231V257L229 258ZM234 259H236V261H234ZM238 259H240V260H238ZM149 261V262H151L150 260H149V256H148V259L147 258H145V261ZM238 260V261H237ZM253 260H255V261H253ZM90 261V260H89ZM88 261V262H89ZM112 261V260H111ZM114 262L113 261V264L114 263H116L117 264V262ZM253 261V262H252ZM92 262V261H91ZM123 262V264H124V261H122ZM153 262V261H152ZM168 262V261H167ZM250 262V263H249ZM90 263V262H89ZM87 264V263H86ZM92 264V263H91ZM111 264H112V262H111ZM119 264V263H118ZM120 264H122L121 262H120ZM169 264V263H168Z\"/></svg>",
    "mask_w": 264,
    "mask_h": 264
}]
</instances>
